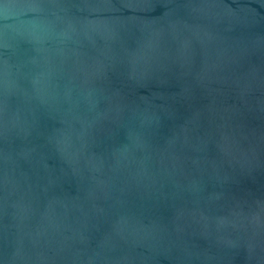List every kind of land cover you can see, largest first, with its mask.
I'll list each match as a JSON object with an SVG mask.
<instances>
[{
    "label": "water",
    "instance_id": "obj_1",
    "mask_svg": "<svg viewBox=\"0 0 264 264\" xmlns=\"http://www.w3.org/2000/svg\"><path fill=\"white\" fill-rule=\"evenodd\" d=\"M0 264H264V0H0Z\"/></svg>",
    "mask_w": 264,
    "mask_h": 264
}]
</instances>
